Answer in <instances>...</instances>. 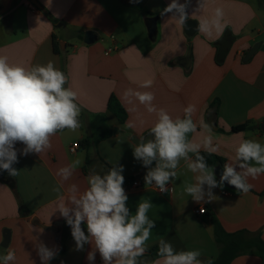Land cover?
I'll list each match as a JSON object with an SVG mask.
<instances>
[{
	"label": "crops",
	"instance_id": "1",
	"mask_svg": "<svg viewBox=\"0 0 264 264\" xmlns=\"http://www.w3.org/2000/svg\"><path fill=\"white\" fill-rule=\"evenodd\" d=\"M169 3L170 0H0V55L26 67L53 62L67 76L65 86L77 92L76 103L81 109L80 128L58 132L49 150L28 156L18 151L19 162L13 165L18 170L15 177L0 170V257L11 250L16 256L14 264H41L36 244L43 242L49 248L60 249L49 264H90L86 257L92 246L75 250L71 229L58 208L62 202L67 203L71 184L81 190L87 187L94 164L101 163L107 170L123 165L125 180L135 181L145 169L134 158L133 149L141 137L148 140L157 116L148 113L138 101L136 111H129L131 105L123 99L126 89L153 92V104L174 119L184 118V108L195 105L192 119L197 130L189 133L188 139L200 142L203 136L211 135L218 150L209 153L202 147L200 153L217 156L224 164L235 162V148L241 139L264 144L260 128L264 121V0H204L200 9L199 0H190L187 21L197 23L192 36L171 14L160 15ZM217 7L224 11L223 32L213 31L211 36L199 32V22L211 19ZM151 18L157 19L154 38L147 29ZM227 31L235 40L225 60L219 62V42ZM86 32L97 36L93 44L85 43ZM255 47L256 52L246 61ZM149 79L153 81L150 88L140 87ZM112 96L127 112L124 124L108 108ZM129 123L133 126L128 127ZM204 124L210 128L205 129ZM245 124L251 128L232 132L233 127ZM114 129L119 132L114 134ZM107 130L112 132L110 137L95 143ZM85 140L92 144L85 147ZM74 143L79 147L71 152ZM15 147L20 150L24 146L17 143ZM77 158L81 164L71 178L63 181L56 174L58 169ZM175 171V179L167 185L172 193H160L148 185L135 188L134 181L123 186L133 214L142 200L153 204L148 216L156 222V228L146 242L144 254L153 257L151 264L161 260L150 253L158 248L160 238L170 242L176 251L197 250L206 263L215 260L219 249L214 219L229 233L244 230L260 235L264 241V174L248 178L253 188L247 193L224 186L223 190H213L217 200L203 203L193 200L184 190L186 184L196 182L197 174L187 168L183 159ZM61 195L64 201L59 199ZM204 207L206 213L198 214L197 210ZM82 228L87 234L86 224ZM7 232L10 242L4 248L1 244ZM94 264H103L98 252ZM232 264H264V259L245 255Z\"/></svg>",
	"mask_w": 264,
	"mask_h": 264
},
{
	"label": "clouds",
	"instance_id": "2",
	"mask_svg": "<svg viewBox=\"0 0 264 264\" xmlns=\"http://www.w3.org/2000/svg\"><path fill=\"white\" fill-rule=\"evenodd\" d=\"M130 2L139 3L140 0ZM189 3L190 0L183 3L170 0L160 15L171 14V18L184 26L189 18ZM203 4L204 0H199L198 9ZM223 17V9L217 7L211 19L199 22L198 31L207 36H211L213 31L223 32ZM67 79L65 73L51 61L45 65L26 67L10 63L7 55H0V170L6 171L9 176L18 174L13 167L19 162L18 151L21 156L41 154L52 147V138L58 132L80 128L81 109L76 103L77 92L65 86ZM152 84L149 79L140 87L150 88ZM123 99L131 105L129 111H136L135 102L138 101L148 113L157 116L150 130L154 138L145 142V138L141 137L134 146L133 156L148 169L143 177L145 185H154L160 193L169 191L167 185L175 179V170L182 159L187 168L197 174L196 182L186 184L184 189L196 202L217 200L213 190H223L225 184L247 193L253 188L248 178L257 179L264 174V144L254 139H241L235 148V162L224 164L217 180L214 169L200 154L202 147L209 153L218 150L213 146L212 136H203L200 142L188 139V134L197 130L192 119L197 110L195 105L189 104L184 108V118L174 119L165 109H157L153 104L155 94L151 91L129 88L124 91ZM127 126L133 125L129 123ZM203 127L208 129L210 125L204 124ZM17 143L24 147L17 150ZM154 161L155 167L152 168ZM80 164L81 160L77 158L59 168L56 174L66 181ZM123 172V165L112 167L103 176L90 172L87 187L81 190L77 184H71L67 189V203L59 205L60 216L71 229L75 250L83 251L85 245L92 246L86 257L90 264H94L97 252L103 264H138L139 258L146 252V242L156 228V222L148 216L153 207L150 200L139 202L134 214L128 207ZM55 191L59 193L60 188ZM59 199L64 201L65 198L61 195ZM82 224H86L87 234ZM59 250L58 247L49 248L43 242L36 244L41 264H49ZM157 255L161 258L157 264H206V261L198 259L201 257L199 251H176L164 238L159 239ZM15 260V253L9 250L7 255L0 257V264H14Z\"/></svg>",
	"mask_w": 264,
	"mask_h": 264
},
{
	"label": "trees",
	"instance_id": "3",
	"mask_svg": "<svg viewBox=\"0 0 264 264\" xmlns=\"http://www.w3.org/2000/svg\"><path fill=\"white\" fill-rule=\"evenodd\" d=\"M56 51H58L57 47ZM108 108L117 117L121 124L126 122L128 118L127 112L114 96L110 98ZM250 128L251 126L249 124L240 125L233 127L232 132H243ZM111 134L112 132L107 130L104 135L97 137L94 142L99 143L100 140L110 137ZM83 144L85 147H89L92 144V141L85 140ZM200 154L205 157L207 164L211 168H214L219 163L224 164V161L217 156L206 152H201ZM133 181H135L134 178L126 179L123 186ZM212 224L215 241L219 249V255L215 260L208 261L210 264H232L235 259L245 255H255L264 259V241L260 235H254L244 230L229 233L215 219ZM150 253L157 257L158 248L153 249ZM208 262L206 264H208Z\"/></svg>",
	"mask_w": 264,
	"mask_h": 264
},
{
	"label": "water",
	"instance_id": "4",
	"mask_svg": "<svg viewBox=\"0 0 264 264\" xmlns=\"http://www.w3.org/2000/svg\"><path fill=\"white\" fill-rule=\"evenodd\" d=\"M184 28L186 30V34L189 36H192L197 31V23L193 20H189L185 23ZM147 29H148L150 38H154V36H156V32H157V19L156 18L149 19L148 24H147ZM96 40H97V36L94 35L92 32H86L85 33L84 41L86 44H93ZM234 40L235 39L231 35V33L229 31H227L225 33V35L223 36V38L221 39V41L219 42V49H218V55H217V60L219 62H223L225 60L226 56L228 55V53H229V51L233 45ZM256 48L257 47L253 48L247 54L246 61L249 60L251 58V56L256 52V50H257ZM260 128L262 131H264V121H263ZM117 132H119V131H117V129H114V134H116ZM152 138H154V137L152 136V134H150L148 136V139H152ZM223 165L224 164L219 163L214 167V172L216 173V177L218 179H219V175L223 169ZM151 167L154 168L155 165L152 164ZM147 170L148 169L145 168L143 170V172L136 177V180L140 181V182H144L143 177L146 174ZM90 172H97L103 176L107 172V169L103 164L98 163V164H94L90 167ZM225 187H227L230 190L237 191V190H235L234 187L229 186L227 184H225ZM237 192H240V191H237ZM9 242H10V233L7 232L3 236V242L1 244V247L7 248L9 245ZM198 259H201V258L198 257ZM201 260L203 261L204 259H201ZM152 261H153L152 256H144V257L139 258L138 264H151Z\"/></svg>",
	"mask_w": 264,
	"mask_h": 264
},
{
	"label": "built area",
	"instance_id": "5",
	"mask_svg": "<svg viewBox=\"0 0 264 264\" xmlns=\"http://www.w3.org/2000/svg\"><path fill=\"white\" fill-rule=\"evenodd\" d=\"M108 53H110V51ZM78 147H79V143H74L72 145L71 149H70L71 152H75ZM143 185H145V182H140V181H137V180L132 183V186L135 187V188H140ZM148 186L155 187L154 185H148ZM169 192L172 193V190L170 188H169ZM201 209L204 210L203 213L201 212ZM201 209H198L197 210V213L198 214H201V215H204L206 213V209H205V207L204 208H201Z\"/></svg>",
	"mask_w": 264,
	"mask_h": 264
}]
</instances>
